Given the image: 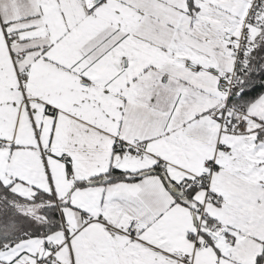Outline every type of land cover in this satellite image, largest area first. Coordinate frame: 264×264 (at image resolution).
I'll return each mask as SVG.
<instances>
[{"label": "snow or ice", "instance_id": "obj_1", "mask_svg": "<svg viewBox=\"0 0 264 264\" xmlns=\"http://www.w3.org/2000/svg\"><path fill=\"white\" fill-rule=\"evenodd\" d=\"M0 264H264V0H0Z\"/></svg>", "mask_w": 264, "mask_h": 264}]
</instances>
